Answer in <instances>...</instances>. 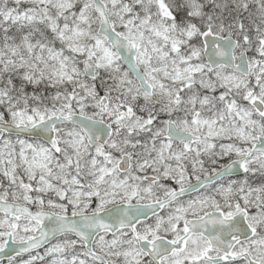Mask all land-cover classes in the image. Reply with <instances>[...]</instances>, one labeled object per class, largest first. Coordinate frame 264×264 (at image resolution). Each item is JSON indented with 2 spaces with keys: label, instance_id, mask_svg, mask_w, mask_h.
I'll return each mask as SVG.
<instances>
[{
  "label": "snow or ice",
  "instance_id": "obj_1",
  "mask_svg": "<svg viewBox=\"0 0 264 264\" xmlns=\"http://www.w3.org/2000/svg\"><path fill=\"white\" fill-rule=\"evenodd\" d=\"M0 264H264V0H0Z\"/></svg>",
  "mask_w": 264,
  "mask_h": 264
}]
</instances>
